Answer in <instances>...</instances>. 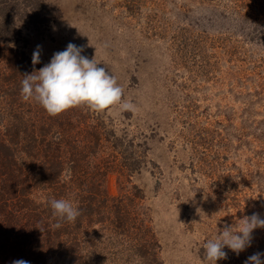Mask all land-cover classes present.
<instances>
[{"label": "rangeland", "instance_id": "obj_1", "mask_svg": "<svg viewBox=\"0 0 264 264\" xmlns=\"http://www.w3.org/2000/svg\"><path fill=\"white\" fill-rule=\"evenodd\" d=\"M46 1L60 16L17 47L32 60L40 45L43 67L71 42L116 78L135 111L91 112L140 164L127 178L110 171L108 191L121 194L119 179L140 190L133 198L148 230L139 236L157 244L153 264H208L203 245L218 228L264 217V0ZM101 226L93 264H146ZM252 236L251 247L239 256L225 248L217 264L264 252V229Z\"/></svg>", "mask_w": 264, "mask_h": 264}, {"label": "trees", "instance_id": "obj_2", "mask_svg": "<svg viewBox=\"0 0 264 264\" xmlns=\"http://www.w3.org/2000/svg\"><path fill=\"white\" fill-rule=\"evenodd\" d=\"M59 16L46 0H0V264L19 259L46 264L51 256L62 264H93L99 224L104 237L111 227L114 243L128 240L146 264H153L157 244L139 236V229L148 230L133 198L140 190L127 192L119 179L121 194L112 196L105 183L110 171L121 176L125 170L127 178L139 168L126 139L85 105L50 115L20 95L23 75L41 66H33L25 45L17 44ZM60 198L81 214L57 228L49 201Z\"/></svg>", "mask_w": 264, "mask_h": 264}, {"label": "clouds", "instance_id": "obj_3", "mask_svg": "<svg viewBox=\"0 0 264 264\" xmlns=\"http://www.w3.org/2000/svg\"><path fill=\"white\" fill-rule=\"evenodd\" d=\"M83 47L69 42L63 51L53 53L50 61L39 70L24 74L20 95L25 100H34L48 114L57 115L69 108L81 105L90 110L102 112L118 106L120 111H135V105L123 100V89L116 78L93 57L82 55ZM42 48L37 45L32 53V64L41 62ZM53 216L57 217L54 227L61 222L74 223L81 214L68 199H51ZM264 229V217L259 213L244 215L229 225L218 228L217 235L203 245L204 259L208 264H217L225 260L228 253L225 248L237 256L251 247L254 230ZM12 264H29L19 259ZM244 264H264V252L250 255Z\"/></svg>", "mask_w": 264, "mask_h": 264}]
</instances>
